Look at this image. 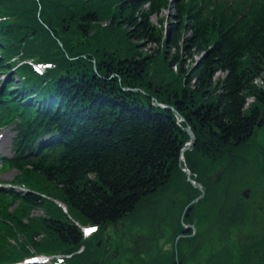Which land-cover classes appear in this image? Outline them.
Instances as JSON below:
<instances>
[{"label": "trees", "instance_id": "obj_1", "mask_svg": "<svg viewBox=\"0 0 264 264\" xmlns=\"http://www.w3.org/2000/svg\"><path fill=\"white\" fill-rule=\"evenodd\" d=\"M167 5V0H0L26 21L0 27V70L20 46L60 62L56 81L36 77L38 87L31 79L28 89L58 100L47 110L62 117L69 143L61 147L58 163L41 161L23 175V183L37 191L24 200L27 211L44 208L49 218L33 219L36 226L6 223L0 230L1 260L20 261L33 252L75 253L83 234L72 218L83 225L117 222L145 197L173 185L174 178L185 179L179 160L188 136L172 110L151 105L153 96L173 103L197 130L186 161L198 174L215 162L227 163L233 144L243 145L252 135L264 109V10L235 27L224 13L203 18L195 0L188 9L175 0L163 37L162 27L149 17ZM145 45H151L149 55ZM113 72L122 77L110 79ZM119 79L148 96L123 92ZM249 98L255 101L246 108ZM178 190L185 202L191 199L189 183ZM41 193L62 200L72 218ZM96 253V246L88 245L73 262L91 264Z\"/></svg>", "mask_w": 264, "mask_h": 264}, {"label": "rangeland", "instance_id": "obj_2", "mask_svg": "<svg viewBox=\"0 0 264 264\" xmlns=\"http://www.w3.org/2000/svg\"><path fill=\"white\" fill-rule=\"evenodd\" d=\"M150 19L153 22L157 21L156 17L151 16ZM144 49L148 52L151 45H145ZM217 78L219 76L214 80ZM252 102V100H248L247 105ZM249 140L254 157L249 158V163L246 165V176L248 174L250 176L247 179L246 187L242 189L240 182H227L224 178L222 187L217 193L219 196L212 198L206 205L195 207L197 212L193 222L189 219L191 212H184L180 204L174 205L173 203V200L180 202L183 199V194L172 195L168 192L170 194L168 195L166 192L160 196L161 198L150 196L144 199L134 216L126 219L116 234V238L122 240L117 242L125 249L123 258L121 257L122 264H177L178 262L175 260L176 241L179 243V251L186 254L184 264H238L234 255L240 251H247V248L255 242L250 237L252 243L246 245L240 238L239 231L242 230L240 223L244 216L249 217L251 214L252 202L256 201L258 204L262 199L260 187L264 188V184L260 186L258 183L264 180V125ZM8 145L11 152L14 153L11 139H9ZM15 174L16 171L12 170L5 179L10 180ZM237 177L242 180V175L238 174ZM243 191H248L249 194L245 200L241 196ZM227 192L229 196H227ZM241 202L245 203L240 205ZM183 219L184 222L194 224L197 231V234L192 236L194 239L189 238L188 242L190 243L186 244L178 239V232L188 230L182 224ZM259 231H262V237H264V225ZM187 233L191 234V230ZM229 243L232 255L230 259H227V257L225 258V247ZM112 252L111 250L107 252L110 253V256L100 257L101 261L97 264L109 262ZM259 253L263 255L262 261L264 262V250L262 249ZM256 257L258 256L255 254L250 258L254 264H258V260H260Z\"/></svg>", "mask_w": 264, "mask_h": 264}, {"label": "bare ground", "instance_id": "obj_3", "mask_svg": "<svg viewBox=\"0 0 264 264\" xmlns=\"http://www.w3.org/2000/svg\"><path fill=\"white\" fill-rule=\"evenodd\" d=\"M241 184L246 185L244 172L242 174ZM258 184L260 186L263 185L264 180H261ZM260 189L262 193V199L260 200L261 203H258L255 207L252 205L251 214L249 217L247 215L244 216L242 223H240L242 230L239 231L240 238L243 239L246 245L252 243V238L255 242L247 248V251H240V253L234 255V259L238 264H254L250 258L251 255L255 254L258 256L256 258L260 259L258 260V264H264L262 261L263 255H260L259 253L262 249L264 250V237H262V231H259L264 225V188L260 187ZM231 255L232 249L229 243L225 247V258L227 257V259H230Z\"/></svg>", "mask_w": 264, "mask_h": 264}, {"label": "water", "instance_id": "obj_4", "mask_svg": "<svg viewBox=\"0 0 264 264\" xmlns=\"http://www.w3.org/2000/svg\"><path fill=\"white\" fill-rule=\"evenodd\" d=\"M264 121H260V123L258 124L259 126H261L263 124Z\"/></svg>", "mask_w": 264, "mask_h": 264}, {"label": "snow or ice", "instance_id": "obj_5", "mask_svg": "<svg viewBox=\"0 0 264 264\" xmlns=\"http://www.w3.org/2000/svg\"><path fill=\"white\" fill-rule=\"evenodd\" d=\"M95 229H90L89 231L91 232V231H94Z\"/></svg>", "mask_w": 264, "mask_h": 264}]
</instances>
